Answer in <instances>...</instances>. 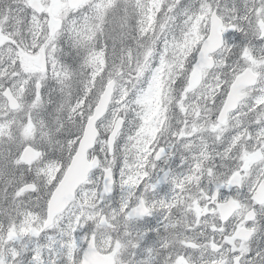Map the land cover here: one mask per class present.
Here are the masks:
<instances>
[{"label":"snow or ice","instance_id":"6c2138e0","mask_svg":"<svg viewBox=\"0 0 264 264\" xmlns=\"http://www.w3.org/2000/svg\"><path fill=\"white\" fill-rule=\"evenodd\" d=\"M0 264H264V0H0Z\"/></svg>","mask_w":264,"mask_h":264}]
</instances>
